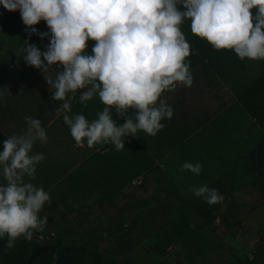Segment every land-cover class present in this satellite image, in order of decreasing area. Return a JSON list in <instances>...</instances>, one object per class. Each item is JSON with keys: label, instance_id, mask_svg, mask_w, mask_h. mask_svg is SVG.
<instances>
[{"label": "clouds", "instance_id": "9594fccd", "mask_svg": "<svg viewBox=\"0 0 264 264\" xmlns=\"http://www.w3.org/2000/svg\"><path fill=\"white\" fill-rule=\"evenodd\" d=\"M0 6L20 12L29 36L47 37L33 27L46 23L51 34L47 49L41 52L24 41L20 51L27 65L43 72L54 90L51 99L62 102L57 113H65L64 123L80 147L110 141L121 150L124 137L138 131L154 137L163 129L161 121L171 119L173 109L162 94L193 83L186 63L190 44L180 27L185 20L192 35L213 49L232 50L241 60H264V0H0ZM90 40L95 44L88 55ZM54 65L62 71L46 75ZM79 90H84L81 104L98 96L105 105L91 122L81 114L67 115ZM113 109L124 118L122 125L112 119ZM25 123L0 151V175L6 182L0 185V237H8L7 248L21 236L30 240L34 230L43 231L47 217L39 213L51 202L42 187L24 180H34L36 165L46 159L43 153L32 154L34 143L47 142L39 119L25 117ZM201 168L199 162H185L180 171L199 175ZM191 191L209 206L224 200L207 186Z\"/></svg>", "mask_w": 264, "mask_h": 264}, {"label": "rangeland", "instance_id": "374dc122", "mask_svg": "<svg viewBox=\"0 0 264 264\" xmlns=\"http://www.w3.org/2000/svg\"><path fill=\"white\" fill-rule=\"evenodd\" d=\"M33 27L37 33H48V36L44 39L37 34L29 36L21 17L0 30V100L3 104H12V111L17 118L22 114L25 119L28 114L22 110L31 107L33 110L29 111L35 115L33 119H39L44 126L52 120L62 102L51 99L54 90L48 86L43 72L23 61L24 54L20 49L24 41L44 52L51 39L44 21ZM180 27L186 40L196 51V56L205 54L210 45L192 35L190 21L185 20ZM52 67L46 75L51 74L54 77L55 71H62L59 65ZM208 88V80L196 74L190 87L177 85L175 90L163 96L162 99L173 109L172 118L161 121L165 126L154 137L143 131L136 133L148 151L145 157L151 156L153 159L162 154L157 141L167 143L170 136L171 140L179 141L178 126L169 128L172 124L169 120L178 123L184 121L185 111L182 107L192 102L195 97L200 101L209 96ZM82 91L84 90L75 94L71 103L72 114L68 115L81 114L91 122L98 118L97 114L105 105L98 96L81 104L79 97ZM17 111L19 112L16 113ZM110 115L118 125L123 124L114 110ZM18 122L25 124V121L20 119ZM48 132L52 134L48 137L55 139L54 141L63 148V154L67 156L66 153L71 152L72 157L70 161H67L66 157L64 160L57 158L46 148V144L42 146L35 142L37 145L32 149V154L43 153L46 159L36 165L34 180L27 176L24 180L36 187H42L48 192L51 201L50 204L46 202L39 213L41 218L47 217V223L43 231H33L35 236L37 232L42 233V237L56 234L60 229L58 224L61 216H69L74 212H86L90 219H93L98 213L102 216L100 210L111 211L116 215L119 208H122L116 221L120 222L121 226L106 236L98 233L94 227L74 226L73 233H57L53 238H44L47 239V248L36 244L39 249L34 251V263L199 264L193 254L194 249L191 248H206L207 242L212 243L214 240L222 244L221 255L230 257L233 263H236V256L242 259L251 255L254 239L264 232V207L261 206L263 193L256 196L255 193L247 191H221L219 193L224 197L223 202L212 206L196 196L191 200H183L180 199L179 193L164 190L165 187L158 185L157 181L133 176L131 168L134 166L137 169V149L131 135L130 140L125 141L123 155L120 156L115 148L103 155L101 149L105 142L97 143L91 148L86 143L83 147L77 146L63 117L50 126ZM79 160L80 167L78 170L73 169ZM143 163L146 165L144 157ZM153 170L156 169L151 166L150 176L156 173ZM4 183L6 182L0 177V185ZM246 188L242 187L240 190ZM102 204L103 208L100 207ZM173 208L180 210L179 221L171 216ZM55 218L58 219V224L49 225ZM110 225L107 219L106 223L101 225V230L108 231ZM29 243L23 236L16 240V244L22 249L28 247Z\"/></svg>", "mask_w": 264, "mask_h": 264}, {"label": "crops", "instance_id": "0c3cea01", "mask_svg": "<svg viewBox=\"0 0 264 264\" xmlns=\"http://www.w3.org/2000/svg\"><path fill=\"white\" fill-rule=\"evenodd\" d=\"M190 72L192 77L199 74L208 80L210 95L200 101L195 97L192 102L183 106L184 121L178 123L169 120L172 122L169 128L178 126L177 134H180V138L175 142L170 136L164 144L157 141L162 153L159 157L153 159L151 156L145 157L148 151L144 143L140 142L139 135L132 136L137 149L138 169L135 173L137 169L132 166L133 176L157 181L158 185L165 187L164 190L179 193L180 199L183 200L194 198L191 189L200 186H207L218 192L247 191L255 193L256 196L263 193L261 206L264 207V60H241L232 50H215L208 46L205 54L200 56V60ZM167 92L162 94L161 99ZM246 106L257 114L252 115ZM12 110L11 103L3 104L0 100V131L6 138L20 134L27 127L26 123L18 122V119L25 121L22 114L17 118ZM29 110L33 109L29 107L22 111L28 114L27 117L35 118ZM64 114V112L59 114L56 112L52 120L42 126L47 134V142H36L42 146L46 144V148L57 158L64 160L66 157V160L70 161L72 153H66L67 156L63 154V148L54 141V137V140L49 138L52 134L48 132L50 126H53ZM68 114L72 112L69 111ZM126 140H130L129 136L123 138V143ZM36 145L37 143H34L33 148ZM112 148L116 149L110 141L105 142L101 149L103 155ZM116 151L120 156L123 155L122 149ZM142 155L146 165L143 163ZM185 162H199L202 165L200 174L180 171ZM151 166L156 169L153 170L156 173L150 176ZM79 167L80 160L73 169L78 170ZM0 177L3 178L2 175ZM242 187L247 188L240 190ZM42 238L41 234L35 236L33 233L28 247L22 249L16 241L14 247L7 248L8 237L6 235L0 237V264H37L33 262L34 251L39 249L36 248V244L42 248L47 245L46 240ZM253 253L264 259V232L254 239L251 254Z\"/></svg>", "mask_w": 264, "mask_h": 264}, {"label": "trees", "instance_id": "16d2710c", "mask_svg": "<svg viewBox=\"0 0 264 264\" xmlns=\"http://www.w3.org/2000/svg\"><path fill=\"white\" fill-rule=\"evenodd\" d=\"M255 9H253V14H255ZM20 16V12L17 10L15 12H8L6 11L2 6H0V29L4 28L5 26H7L9 23H11L13 20H15L17 17ZM188 42V41H187ZM95 42L94 41H88L87 42V47H86V53L88 55L92 54V48L94 47ZM200 60L199 56H196V51L190 46V56L188 58H186V63H189L190 65V69ZM263 80V78H262ZM261 81V80H260ZM259 83V81L257 82ZM246 108L249 110V112L252 115H256L257 113L254 112L251 108L247 107ZM115 111V109H113ZM116 113V111H115ZM128 115L130 117H133L135 115V110L130 109L128 111ZM119 117V116H118ZM123 122H125L124 118L119 117ZM7 139L2 132L0 131V151L3 150V141ZM106 204V203H105ZM100 207L103 208V204L100 205ZM120 210L117 212L116 215L112 214L111 211H107L105 212V210H100V214H97L98 216L93 217V219H90L91 217H89L88 213L86 212H74L72 214H69V216H61V219H59V224L57 223L58 220L57 218L51 220L49 222V225L51 226H56L58 224V226H60V229L57 231V233H73L74 232V226H77L79 228H84L87 226H90L89 228H96V230L98 231V233L100 232V234H103L104 236L110 234L111 232H113V230L118 229L121 225H119V223H116V221H118V217L121 214L122 208H119ZM105 212V213H104ZM95 218V219H94ZM109 220V222L111 223L108 231H102L101 230V225H104L106 223V220ZM94 220V221H93ZM120 221V220H119ZM128 223V221H126ZM69 223V224H68ZM62 225V226H61ZM195 225L197 226V223H195ZM195 226V228H196ZM100 228V229H99ZM34 233V232H33ZM56 233V234H57ZM36 234V233H34ZM37 234H41L37 232ZM56 234H47L44 235L43 238H53ZM48 239V238H47ZM44 239V240H47ZM236 259L240 260V262H243L244 264H258V263H264V259L257 256L256 254H251L248 255L247 257L243 258L241 260L240 257L236 256Z\"/></svg>", "mask_w": 264, "mask_h": 264}, {"label": "flooded vegetation", "instance_id": "af4514ba", "mask_svg": "<svg viewBox=\"0 0 264 264\" xmlns=\"http://www.w3.org/2000/svg\"><path fill=\"white\" fill-rule=\"evenodd\" d=\"M171 216L176 218L177 219L176 221H179L181 218L180 210L178 208H173ZM172 223H173V221H172ZM172 223H171V225H172ZM206 248L209 249V256L207 258L203 259L202 262H199L197 260L198 261L197 263H199V264H244L243 262H240V260H238L236 258H234L236 263L235 262L233 263V260L230 257H227L223 254L221 255V251L223 250V247H222V244L217 242L216 240H214V242L212 241V243L207 242ZM216 249H218L219 251ZM258 264H264V263H258Z\"/></svg>", "mask_w": 264, "mask_h": 264}, {"label": "water", "instance_id": "95a60500", "mask_svg": "<svg viewBox=\"0 0 264 264\" xmlns=\"http://www.w3.org/2000/svg\"><path fill=\"white\" fill-rule=\"evenodd\" d=\"M193 254L199 262H202L203 259L209 256V249L208 248H200V247H192Z\"/></svg>", "mask_w": 264, "mask_h": 264}]
</instances>
